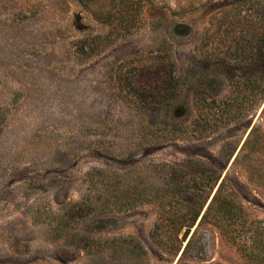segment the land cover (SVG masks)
<instances>
[{
  "label": "rangeland",
  "instance_id": "rangeland-1",
  "mask_svg": "<svg viewBox=\"0 0 264 264\" xmlns=\"http://www.w3.org/2000/svg\"><path fill=\"white\" fill-rule=\"evenodd\" d=\"M259 37L264 0H0V264H258L199 217L224 178L264 221Z\"/></svg>",
  "mask_w": 264,
  "mask_h": 264
},
{
  "label": "trees",
  "instance_id": "trees-1",
  "mask_svg": "<svg viewBox=\"0 0 264 264\" xmlns=\"http://www.w3.org/2000/svg\"><path fill=\"white\" fill-rule=\"evenodd\" d=\"M256 44L258 50L253 60L257 67V71H255L254 78L251 79L252 82H257L259 78H263L264 80V37H259ZM256 76L259 78L257 79ZM241 79H245V77L239 75V82ZM260 115L261 119H263V124H261L260 121L253 124L239 149V154L264 151V107L262 108ZM215 180H217V178ZM224 186L225 182L224 178H222L217 184L205 211L201 215L200 209L198 208L190 218L187 217V215L179 216L178 221H180V224L184 221H190L189 224L186 225L189 227L199 215V223L210 217L211 219H214L215 223L220 227L221 234L237 243L239 248L243 249L248 258L253 259L258 264H264V221H247L241 206L236 203L235 198L232 196L231 190L224 189ZM211 188H213V184L210 186V189ZM200 189L203 191V188ZM68 209L69 215L80 214L84 210L81 205H77V207L70 206ZM158 226L160 225L158 224ZM157 231L156 237L158 242H162V240L166 242L167 238L162 236L161 229H157ZM172 234L173 232H170L169 235ZM175 234L177 235L178 232H175ZM188 243L189 240L187 241L185 248ZM185 248L181 251V254L184 253Z\"/></svg>",
  "mask_w": 264,
  "mask_h": 264
},
{
  "label": "water",
  "instance_id": "water-1",
  "mask_svg": "<svg viewBox=\"0 0 264 264\" xmlns=\"http://www.w3.org/2000/svg\"><path fill=\"white\" fill-rule=\"evenodd\" d=\"M263 105H264V103H263ZM252 125H253V123H252ZM252 125H251V126H252ZM251 126H250V128H251Z\"/></svg>",
  "mask_w": 264,
  "mask_h": 264
}]
</instances>
